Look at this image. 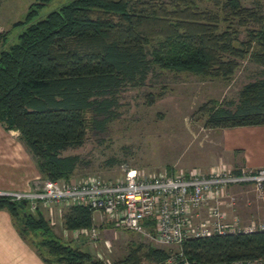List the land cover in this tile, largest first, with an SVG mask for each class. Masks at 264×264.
<instances>
[{"label": "trees", "instance_id": "trees-1", "mask_svg": "<svg viewBox=\"0 0 264 264\" xmlns=\"http://www.w3.org/2000/svg\"><path fill=\"white\" fill-rule=\"evenodd\" d=\"M50 1H32L24 18L12 23L18 31L0 30V122L18 130L42 177L69 180L81 158L62 150L81 145L88 130L104 128L117 116L119 90L143 85L155 69L229 77L238 59L248 57L262 66L261 75L244 83L237 99H209L198 109L208 128L264 123L259 9L240 0H213L215 10L199 9L194 0H62L40 15ZM239 27L245 38L238 37ZM148 98L154 99L152 92ZM0 208L47 264L99 263L61 240L43 213L28 211L24 200L0 194ZM62 223L67 229L92 226L93 209L69 203ZM180 249L204 262L264 256V229L191 235ZM169 251L138 243L119 263L159 261Z\"/></svg>", "mask_w": 264, "mask_h": 264}, {"label": "rangeland", "instance_id": "rangeland-1", "mask_svg": "<svg viewBox=\"0 0 264 264\" xmlns=\"http://www.w3.org/2000/svg\"><path fill=\"white\" fill-rule=\"evenodd\" d=\"M32 1L34 0H0V30L6 29L10 33L18 31L20 27L13 26L12 23L24 18ZM61 1L51 0L43 5L39 14L44 15ZM241 2L259 9L264 15V0ZM194 3L199 9H216L213 0H194ZM254 24L251 22L250 26ZM239 30L238 37L245 38L244 27H239ZM238 62L229 77L155 69L149 72L143 85L122 87L117 93V116L102 129L88 130L81 145L62 150L63 154L76 153L81 158L68 181H83L93 176L114 180L121 176L122 164L136 167L145 175L168 172V166L173 173L198 167L197 164L205 160L204 152L211 137L210 128L204 126L205 114L199 112V105L209 99H237L242 85L261 75L262 66L248 57L238 59ZM148 92H152L154 96L151 102H148ZM245 188L249 196L257 201H264L252 183L245 185ZM231 195L233 198H230ZM237 196L236 190L228 189L224 197L227 206H233ZM62 205L65 208L66 204L62 203L48 207L50 215L47 217L49 222L52 221L50 226L53 233L61 240L64 229L62 232L58 223L59 216H54V210H62ZM225 211L227 212L226 209ZM248 217L243 218L240 225L251 220H264V215L257 213ZM232 218V214L230 216L227 212L226 220L232 221ZM109 220L111 219L102 214L101 222L94 224L97 237H84L83 249H88L100 264H121L120 260L138 243L170 250L177 248L175 244L165 245L142 233L113 226ZM145 261L148 260H142L141 263ZM86 264L97 263L91 261Z\"/></svg>", "mask_w": 264, "mask_h": 264}, {"label": "built area", "instance_id": "built-area-1", "mask_svg": "<svg viewBox=\"0 0 264 264\" xmlns=\"http://www.w3.org/2000/svg\"><path fill=\"white\" fill-rule=\"evenodd\" d=\"M121 168V176L114 180L93 176L75 182L40 176L27 189L0 190V194L24 200L26 209L31 212H36L40 204L48 207L59 203L87 204L110 218L117 227L177 246L162 260L140 264H264V256L219 262L195 261L180 249L183 239L191 235L264 229V220H251L244 225H240L237 217L226 220L227 214L221 205L231 184L252 183L264 199V166L216 167L208 171L192 167L178 173L151 175L133 166L122 164ZM74 230L97 237L94 225Z\"/></svg>", "mask_w": 264, "mask_h": 264}, {"label": "crops", "instance_id": "crops-1", "mask_svg": "<svg viewBox=\"0 0 264 264\" xmlns=\"http://www.w3.org/2000/svg\"><path fill=\"white\" fill-rule=\"evenodd\" d=\"M210 133L211 137L204 152L205 160L197 164L203 171L216 167L237 169L264 166V123L211 127ZM40 176L41 173L34 158L18 137V130L5 128L0 122V190L27 189ZM245 185L248 183L229 185V190H236L237 201L230 207L227 206L225 198H223L221 204L230 216L232 214V217H237L240 222L243 218H249L248 216L254 213L264 215V201H257L249 196ZM227 207L229 208L227 209ZM38 210L46 218L50 215L48 206L40 204ZM55 210L54 216L55 214L59 216L58 223L61 225L62 232L64 229L62 239L82 246L83 249L85 246L84 237L87 236L63 226V205L62 210L59 208ZM51 214L53 216V213ZM195 219L197 218L194 217ZM101 220L102 213L99 210H93V225L100 223ZM109 221L111 225L115 226L112 220ZM86 251L91 254L88 249ZM0 264H47L35 248L21 236L6 208H0Z\"/></svg>", "mask_w": 264, "mask_h": 264}]
</instances>
